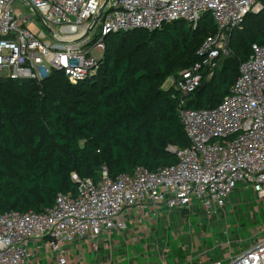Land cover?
<instances>
[{"label":"built area","instance_id":"built-area-1","mask_svg":"<svg viewBox=\"0 0 264 264\" xmlns=\"http://www.w3.org/2000/svg\"><path fill=\"white\" fill-rule=\"evenodd\" d=\"M13 1L0 0V77L35 82L54 71L72 84L90 79L113 32L154 31L178 20L195 28L210 14L216 32L203 41L197 61L166 81L182 98L231 54V31L262 9L261 0H19L31 11L23 17ZM178 114L190 145L168 146L175 163L155 171L136 166L115 178L105 165L96 178L72 173L75 195L58 193L39 213H1L0 264H264V217L235 247L214 240L227 249L217 258L203 243L212 230L197 231L192 220L198 210L208 220L225 215L237 186L253 194L250 218L264 211V44H252L218 105L190 109L181 101ZM179 218L186 230L174 229Z\"/></svg>","mask_w":264,"mask_h":264},{"label":"trees","instance_id":"trees-1","mask_svg":"<svg viewBox=\"0 0 264 264\" xmlns=\"http://www.w3.org/2000/svg\"><path fill=\"white\" fill-rule=\"evenodd\" d=\"M261 2L259 13H248L231 31V54L184 98L163 84L197 61L203 41L216 32L208 13L195 28L178 20L154 31L129 29L109 34L95 76L77 84L70 83L61 71L39 82L0 77V214L39 213L53 204L58 193L75 195L72 173L96 178L105 165L115 178L132 173L136 166L155 171L175 163L168 146L190 145L178 114L179 103L183 101L190 109L212 108L229 94L252 44H264ZM240 191L235 187L225 215L219 212L218 217H227ZM244 192L251 199L250 206L218 238L212 232V239L203 240L214 247L215 258L225 249L215 246L214 240L235 247L238 238L248 241L249 230L264 217V211L258 210L250 218L254 198L250 190ZM237 204L242 205V199ZM213 218L205 217L200 227L195 226L196 217L192 220L197 231L211 230Z\"/></svg>","mask_w":264,"mask_h":264},{"label":"rangeland","instance_id":"rangeland-1","mask_svg":"<svg viewBox=\"0 0 264 264\" xmlns=\"http://www.w3.org/2000/svg\"><path fill=\"white\" fill-rule=\"evenodd\" d=\"M12 9H13V11L15 12V11H19L20 12V14H21V16H23V17H26L27 15H29L30 13H31V11H30V8L28 7V6H26L24 3H22L21 1H19V0H15V1H13V3H12ZM31 22H33L36 26H38L40 29H42V26L40 25V22H39V20L36 18V17H32L31 18ZM96 57H98L100 54L99 53H97V52H94L93 53ZM88 55H91V51H89L88 52ZM104 55V54H103ZM102 55V56H103ZM98 64H99V62H98ZM55 72V71H54ZM97 72V71H96ZM95 76V75H94ZM77 84V83H76ZM167 85V83L166 82H164V84H163V86H166ZM238 197L239 198H241L242 199V205H238V204H236V202L235 203H233V205H237V207L235 208V211H231V210H229L228 212H227V217L225 218L224 216H221V217H218V216H215V218H213L212 220H211V230H212V232H213V234L218 238V234L222 231V229H226V228H228L227 226H228V224H231L232 223V220H233V218L234 217H236V216H240V215H242L243 213V210L244 209H246L247 207H249L250 206V202H251V199L247 196V194H245V192L244 191H240L239 193H238ZM245 214V213H244ZM200 217H202L201 218V220H205L204 218L206 217L207 218V216H205L202 212H201V210L200 211H198L197 212V215H196V218H200ZM181 220H180V222L179 223H177L176 224V226L177 225H182L183 223H182V218H180ZM199 224V221L198 220H196L195 221V226H197ZM231 233V231L229 232V234ZM232 245H234V244H232ZM226 252H227V249L225 250ZM214 252V251H213Z\"/></svg>","mask_w":264,"mask_h":264},{"label":"water","instance_id":"water-1","mask_svg":"<svg viewBox=\"0 0 264 264\" xmlns=\"http://www.w3.org/2000/svg\"><path fill=\"white\" fill-rule=\"evenodd\" d=\"M261 11V10H260ZM260 11L256 12L259 13ZM37 18L42 21L41 17L37 14ZM99 19V16L95 17L92 22L90 23V25L87 27V30L85 32V34L83 35L84 37L88 35V33L92 30L93 26L96 24L97 20ZM43 23V22H42ZM44 27L50 32V28L44 24Z\"/></svg>","mask_w":264,"mask_h":264},{"label":"bare ground","instance_id":"bare-ground-1","mask_svg":"<svg viewBox=\"0 0 264 264\" xmlns=\"http://www.w3.org/2000/svg\"><path fill=\"white\" fill-rule=\"evenodd\" d=\"M179 228H182V230H186V228H185V226L183 224L178 226L177 228H174V229H179Z\"/></svg>","mask_w":264,"mask_h":264},{"label":"crops","instance_id":"crops-1","mask_svg":"<svg viewBox=\"0 0 264 264\" xmlns=\"http://www.w3.org/2000/svg\"><path fill=\"white\" fill-rule=\"evenodd\" d=\"M180 220H181V219L179 218V220H178V221H175L174 228H177L178 226H180V224L176 226V224H177V223H179V222H180Z\"/></svg>","mask_w":264,"mask_h":264}]
</instances>
